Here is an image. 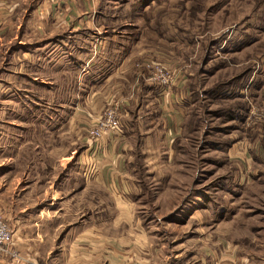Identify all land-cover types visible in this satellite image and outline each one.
<instances>
[{"label": "rangeland", "instance_id": "rangeland-1", "mask_svg": "<svg viewBox=\"0 0 264 264\" xmlns=\"http://www.w3.org/2000/svg\"><path fill=\"white\" fill-rule=\"evenodd\" d=\"M106 4L104 13L114 17L106 27L123 30V23H134L129 30L143 33L146 52L175 68L181 79L168 88L150 82L154 93L146 89L139 94L122 109L125 115L119 121L125 135L120 155L125 169L115 191L128 194L135 204L146 257L160 256L167 262L180 257L186 264H264V0ZM156 88L178 89L180 118L172 134L164 133L163 123L169 103L163 106ZM48 106L49 113L57 109ZM13 121L10 129H3L0 121V162H15L12 195L18 197L15 202L32 207L11 215L4 209L0 215L14 240L29 238L30 246L22 250L34 251L31 259L40 264L44 246L59 231L46 223L70 224L83 216L47 220L34 212L41 201V183L24 181L25 162L53 156L57 162L47 150V139L52 144L63 139L68 147L71 136L39 134L35 120ZM148 128L156 130L140 134ZM78 146L66 162H78ZM12 240L10 247L19 252Z\"/></svg>", "mask_w": 264, "mask_h": 264}, {"label": "crops", "instance_id": "crops-1", "mask_svg": "<svg viewBox=\"0 0 264 264\" xmlns=\"http://www.w3.org/2000/svg\"><path fill=\"white\" fill-rule=\"evenodd\" d=\"M106 1L0 0L3 129L15 125V119L35 120L39 134L71 136L66 139L68 147L63 139L57 144L47 139L51 147L47 150L56 155L57 162L54 156L46 160L41 157V162H25L24 181L41 183V201L34 212L47 220L49 216H83L82 221L70 224L46 223L48 229L60 232L54 241L50 236L40 264H186L180 257L170 262L162 261L160 256L146 257L144 229L135 221V204L128 194L115 191L125 169L120 162L121 149L126 145L121 129L98 138L85 131L106 105L117 104L121 123L123 108L146 89L153 92L141 67L133 66L131 61L146 54L160 58L146 52L142 32L129 30L135 27L134 23H123V30L106 27L105 23L114 19L112 14L104 13ZM155 91L164 107L169 103L163 123L164 133L172 134L180 118L175 103L178 89ZM49 104L57 106L53 113L46 109ZM155 130L142 129L140 134ZM77 144L82 146L77 153L78 162H66ZM88 153L92 156L87 160ZM42 155H46L44 148ZM14 166L15 162H0V212L5 209L10 215L23 209L31 211L32 207V203L15 202L18 197L12 195ZM96 215L110 217L102 221L94 219ZM28 239H13L12 245L24 257L31 258L34 251L32 254L22 250L30 246ZM0 264L15 263L0 253Z\"/></svg>", "mask_w": 264, "mask_h": 264}, {"label": "built area", "instance_id": "built-area-1", "mask_svg": "<svg viewBox=\"0 0 264 264\" xmlns=\"http://www.w3.org/2000/svg\"><path fill=\"white\" fill-rule=\"evenodd\" d=\"M133 66L141 67V72L146 81L156 84L162 88H168L175 84L179 77L175 68L169 64L145 56L131 61ZM117 104L110 103L96 114L85 131L92 138H98L103 134H116L120 130L119 118L117 116ZM12 231L6 220L0 215V253L5 255L10 262L15 264H38L34 259L24 257L15 248L10 247Z\"/></svg>", "mask_w": 264, "mask_h": 264}]
</instances>
